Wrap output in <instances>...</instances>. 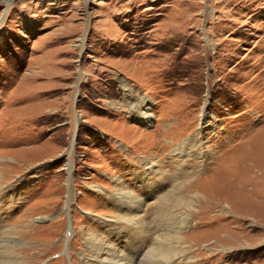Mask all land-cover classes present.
Instances as JSON below:
<instances>
[{"label":"rangeland","instance_id":"1","mask_svg":"<svg viewBox=\"0 0 264 264\" xmlns=\"http://www.w3.org/2000/svg\"><path fill=\"white\" fill-rule=\"evenodd\" d=\"M92 232L264 264V0H0L5 263L84 264Z\"/></svg>","mask_w":264,"mask_h":264},{"label":"bare ground","instance_id":"2","mask_svg":"<svg viewBox=\"0 0 264 264\" xmlns=\"http://www.w3.org/2000/svg\"><path fill=\"white\" fill-rule=\"evenodd\" d=\"M147 118V117H146ZM125 192V193H124ZM123 193V197H122V202H125L124 205L129 204L130 202H133L134 206L135 204L139 207L140 206V202L137 201L131 194H129L128 191H124ZM244 206H247V201L244 200ZM246 203V204H245ZM140 209V208H138ZM187 219H185L183 222V226L182 227H186L185 224L188 223L186 221ZM127 222H130L131 225H135L136 227V222L133 220V218H127L126 220ZM29 234H31V232H28ZM28 234V235H29ZM125 235H127L125 233ZM124 236V235H123ZM125 241L127 242L126 244V248H117L111 244H105L104 241H102V239L97 238L95 233H89V234H85V252L86 253L83 255L85 258H87L88 260H86L84 262V264H142L144 262H147V260L144 259V257H140V254L137 253V250H133V252L131 251V249L133 248V246L135 245V241L132 238H129L128 236H124ZM161 238H157L156 239V248L154 249L155 254L157 255L156 258H160V260L166 259L168 257L167 254H169V252H166V255L163 253V251H161L160 247H158L160 245V240ZM19 242V240H17L15 237H7V239H0V264H6L5 261L7 259H9L10 254L13 253V250L15 248V246L17 245V243ZM7 250V253H4V250ZM187 253L185 250L182 251ZM103 253V255L105 256H100V254ZM183 253L184 255L181 254V257L187 255ZM14 254V253H13ZM165 255V258H164ZM136 256V257H135ZM177 255L173 254L171 257V261H173V259ZM179 256V254H178ZM3 258L5 260H3ZM95 259L96 261L92 260ZM159 259H157V262L159 264ZM167 262V259L165 260ZM164 261V262H165ZM78 263V262H77ZM168 263V262H167Z\"/></svg>","mask_w":264,"mask_h":264}]
</instances>
